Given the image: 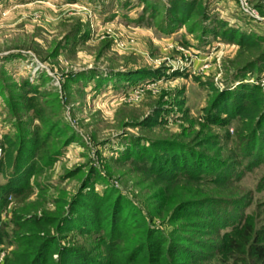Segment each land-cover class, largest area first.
Masks as SVG:
<instances>
[{
  "label": "rangeland",
  "instance_id": "1",
  "mask_svg": "<svg viewBox=\"0 0 264 264\" xmlns=\"http://www.w3.org/2000/svg\"><path fill=\"white\" fill-rule=\"evenodd\" d=\"M202 2L212 18H219L215 23L214 19L205 22L208 30L216 26V37L203 33V14L198 10L190 21L169 31V0H0V147L9 130L45 134L49 125L42 123L46 117L49 124L60 122L65 133L52 137L61 146L54 161L40 160L41 153L36 157L37 172L29 178L30 189L2 193L6 200L0 201V264L17 247L16 210L33 207L34 213L54 214L58 199L71 200L81 190L100 194L118 190L149 218V198L154 193L151 180L134 161H127L130 149L137 145L167 139L190 142L189 134L205 126L204 137L217 145L203 146L204 153L211 157L218 153L238 174L244 170L247 162L242 164L233 154L237 147L243 149L237 136L238 129L246 126L233 119L221 127L205 122L204 114L220 91L234 95L242 84H259L264 92V39L254 49L227 41L218 21L264 37V0ZM243 3L255 16L244 12ZM145 68L166 73L134 81ZM92 69L96 72L91 73ZM35 86L39 91H33ZM31 96L39 98L42 117L36 114L38 104L28 101ZM157 108L165 111L159 116L162 122L146 126L144 121ZM259 137L261 158H250L253 166L241 177L231 176L224 197L235 201L226 207L235 222L251 214L257 228L264 225V131ZM5 178L0 173V184ZM127 210L131 215L133 210ZM152 224L170 233L181 221L157 217ZM213 226H191L188 234L216 244L231 229L230 224L220 222ZM63 243L90 248L99 244V236L73 231ZM208 256L206 264L224 263Z\"/></svg>",
  "mask_w": 264,
  "mask_h": 264
},
{
  "label": "trees",
  "instance_id": "2",
  "mask_svg": "<svg viewBox=\"0 0 264 264\" xmlns=\"http://www.w3.org/2000/svg\"><path fill=\"white\" fill-rule=\"evenodd\" d=\"M169 3V31L174 32L175 25L180 22L190 21L197 10L203 14L204 24L207 19H214L202 0H169ZM218 21L225 31L221 35L227 41L254 49L264 39L243 33L240 28L236 29L223 20ZM203 33L218 36L215 25L208 30L205 24ZM90 72L96 71L92 69ZM164 73L162 69L145 68L133 80L154 79ZM23 86L31 90L26 82ZM37 90L35 86L33 91ZM28 101L38 104L36 114L42 117L44 113L39 98L31 96ZM46 101L44 104L54 109L55 106ZM163 111V108H157L144 124L161 123L159 116ZM46 119L42 123L49 125L45 134L42 131L35 134L36 130H28V134L23 135L15 134L13 130L3 134L1 148L4 157L0 158V173L6 178L0 184V201L6 200L2 193L19 194L30 189L29 178L37 172L34 167L40 153V160L46 163L54 161L60 154L61 146L52 137L64 136V129L59 128L60 122L49 124L50 118ZM233 119H239L246 126L244 129L250 131L243 134L245 130L238 129V145H243V149L237 147L236 154H233L241 159L242 164L247 162L244 170L240 171L242 173L231 169L229 162L221 161L218 153L214 157L204 153L203 146L209 149L217 145L204 137L207 135L205 126L195 134H189L190 142L167 139L153 141L149 146L137 145L130 149L127 161H134L141 173L151 180L154 193L149 198L152 203L149 218L118 194V190L103 194L81 190L71 200L58 199V210L54 214L34 213L33 207L16 210L13 220L17 247L3 264H206L207 255L210 259H222V264H264V225L257 228L251 214L237 217L235 222L236 218L226 210L235 201L224 198L233 181L231 176L235 173L241 177L246 169L253 166L254 161L250 158H261L258 151L263 150L259 148V136L264 131V92L259 84H242L234 95L220 91L211 106L205 109V122L225 127ZM227 137L232 138L229 133ZM127 209L133 210L131 215ZM194 215H203V218H189ZM157 217L164 221L168 218V222L181 221V224L168 233L152 224V219ZM217 222L231 225L219 243L202 242L188 234L191 226L212 228ZM73 231L86 237L96 233L99 244L89 248V245L63 243V239ZM199 234L201 232L196 235ZM194 245L202 250H197Z\"/></svg>",
  "mask_w": 264,
  "mask_h": 264
},
{
  "label": "built area",
  "instance_id": "3",
  "mask_svg": "<svg viewBox=\"0 0 264 264\" xmlns=\"http://www.w3.org/2000/svg\"><path fill=\"white\" fill-rule=\"evenodd\" d=\"M243 8H244L245 13H249V14L251 13L249 7L247 6V3H243ZM251 15L255 16V14H252V13H251ZM161 81H162V79L158 80L157 83L161 82ZM0 139H1V134H0ZM1 151H2V149L0 147V155H1Z\"/></svg>",
  "mask_w": 264,
  "mask_h": 264
}]
</instances>
